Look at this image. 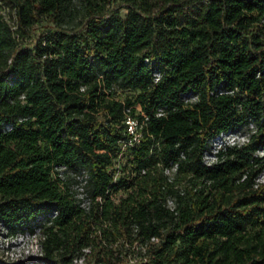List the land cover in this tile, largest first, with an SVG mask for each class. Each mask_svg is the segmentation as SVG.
<instances>
[{
    "label": "trees",
    "instance_id": "trees-1",
    "mask_svg": "<svg viewBox=\"0 0 264 264\" xmlns=\"http://www.w3.org/2000/svg\"><path fill=\"white\" fill-rule=\"evenodd\" d=\"M113 1L0 0V235L38 233L25 264L84 248V264L264 263V0ZM251 123L205 163L214 135ZM0 264L20 262L0 247Z\"/></svg>",
    "mask_w": 264,
    "mask_h": 264
},
{
    "label": "built area",
    "instance_id": "built-area-1",
    "mask_svg": "<svg viewBox=\"0 0 264 264\" xmlns=\"http://www.w3.org/2000/svg\"><path fill=\"white\" fill-rule=\"evenodd\" d=\"M161 77L160 72L155 73V79L158 80ZM84 89V88H83ZM137 108L140 110L141 114H143V118H140L138 114H131L130 107L126 108L125 110V137L121 140L122 150L118 155V161L115 164V179H118L121 174V160H119L124 152L131 149L135 145L139 144L144 136V126L146 124V120L148 119V115L141 111V106L138 104ZM257 128L254 126L253 123L250 124V128L248 129H241V130H226L214 135L211 139V147L208 151H206L203 155L205 163L211 165L215 162L220 160L219 152L222 149H225L229 145H235L241 147V145L247 144L250 139L251 135L256 132ZM178 167V163L167 167L165 169V173L171 174L175 171ZM65 166H62V169ZM76 177L78 178V182L74 184V188L76 190V195L80 200V205L86 209L90 208L92 199L89 196L88 192L86 191V186L89 180V175L86 171L81 173L74 172ZM262 173L257 176L255 187H258L260 184L264 183V177L262 178ZM117 200V199H116ZM34 234V233H33ZM154 241H159V237L154 236ZM38 249L41 255V244L40 239L38 241ZM90 251L89 248H84L83 254L77 256L72 264H83L86 259V252Z\"/></svg>",
    "mask_w": 264,
    "mask_h": 264
},
{
    "label": "rangeland",
    "instance_id": "rangeland-1",
    "mask_svg": "<svg viewBox=\"0 0 264 264\" xmlns=\"http://www.w3.org/2000/svg\"><path fill=\"white\" fill-rule=\"evenodd\" d=\"M160 1V0H158ZM120 2L119 0H114L110 6L115 8L117 7L120 11H122L123 13H126L127 9L120 6L119 5ZM5 13V16L8 18V20L10 19V22L14 25V20L10 17V15L12 16V11L8 8L3 10ZM45 24V23H44ZM15 26V25H14ZM45 30V28H40L39 31L37 32L36 36L40 34V32H43ZM37 39V37H35ZM131 95V93H125V92H121L118 93V97L120 98H125V96ZM101 116V118H103V113L101 112L99 114ZM257 153L259 154V156H263L264 155V148H260ZM262 173V178L264 177V168L261 170ZM38 241H39V235L38 233H30V234H19V235H15V237H10V236H5L4 234L0 235V247H1V252L3 253V255L5 256V259H7L9 262H20V264H25L27 259L32 255V256H39L40 252L38 249ZM136 247V246H134ZM141 249V248H140ZM142 251L145 252V249H141ZM138 252V249L135 250ZM136 252V253H137ZM86 259L84 261V263L86 261H88L89 259H91L92 254L90 253V251L86 252ZM135 255H130V261H134L135 259ZM83 263V264H84ZM260 264H264V263H260Z\"/></svg>",
    "mask_w": 264,
    "mask_h": 264
}]
</instances>
